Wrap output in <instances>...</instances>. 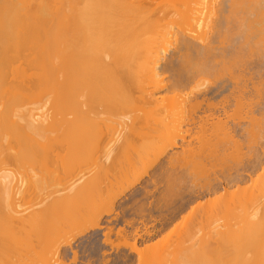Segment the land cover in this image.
Masks as SVG:
<instances>
[{
  "label": "bare ground",
  "instance_id": "1",
  "mask_svg": "<svg viewBox=\"0 0 264 264\" xmlns=\"http://www.w3.org/2000/svg\"><path fill=\"white\" fill-rule=\"evenodd\" d=\"M0 264H264V0H0Z\"/></svg>",
  "mask_w": 264,
  "mask_h": 264
},
{
  "label": "rangeland",
  "instance_id": "2",
  "mask_svg": "<svg viewBox=\"0 0 264 264\" xmlns=\"http://www.w3.org/2000/svg\"><path fill=\"white\" fill-rule=\"evenodd\" d=\"M71 259V258H70Z\"/></svg>",
  "mask_w": 264,
  "mask_h": 264
}]
</instances>
